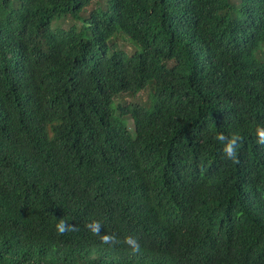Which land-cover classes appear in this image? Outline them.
<instances>
[{
  "label": "trees",
  "instance_id": "1",
  "mask_svg": "<svg viewBox=\"0 0 264 264\" xmlns=\"http://www.w3.org/2000/svg\"><path fill=\"white\" fill-rule=\"evenodd\" d=\"M258 127L264 0H0V264H264Z\"/></svg>",
  "mask_w": 264,
  "mask_h": 264
},
{
  "label": "clouds",
  "instance_id": "2",
  "mask_svg": "<svg viewBox=\"0 0 264 264\" xmlns=\"http://www.w3.org/2000/svg\"><path fill=\"white\" fill-rule=\"evenodd\" d=\"M256 136L258 137L257 143L264 144V128H257ZM216 140L220 141L221 143L225 144L224 153L227 159L236 161V149L239 146L240 137L238 135H233L230 138L225 137L223 134H218L215 137ZM70 226L67 225L64 221H61L57 225V232L61 235L65 233V231L69 230ZM93 234H99V225L94 223V226L91 227ZM101 242L105 244H112L115 245L120 241L111 235H104L101 237ZM131 248L132 252L135 253L139 251V242L136 241L134 238H126L125 241Z\"/></svg>",
  "mask_w": 264,
  "mask_h": 264
},
{
  "label": "rangeland",
  "instance_id": "3",
  "mask_svg": "<svg viewBox=\"0 0 264 264\" xmlns=\"http://www.w3.org/2000/svg\"><path fill=\"white\" fill-rule=\"evenodd\" d=\"M94 4H97L96 1H94V3H92V6L90 7V9L87 11V14L86 16L89 14V12L95 7ZM91 13V12H90ZM85 17V16H84ZM88 17V16H87ZM86 18V17H85ZM58 22H54L52 24V28L54 29L55 26H59L63 29L65 28H68L70 26H74L76 28H80L81 27V23H77L75 21H72V20H64V21H61L57 24ZM89 38L90 36H86L85 40L86 41H89ZM109 46H113L116 51L118 52H121V53H124L125 55L129 56L131 55L132 53L135 52V49H133L129 44H127L123 37L121 36V34H117L115 35L110 41H109ZM253 60L255 61H261L262 59H257V55L254 56ZM145 99V96L144 95H141L140 98L136 99V100H132L128 97H124L122 99L120 98H117L116 99V103L121 105V106H125L127 104H131V103H134V102H138L139 100H142L144 101ZM129 127H131V124H129Z\"/></svg>",
  "mask_w": 264,
  "mask_h": 264
}]
</instances>
